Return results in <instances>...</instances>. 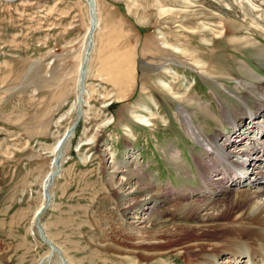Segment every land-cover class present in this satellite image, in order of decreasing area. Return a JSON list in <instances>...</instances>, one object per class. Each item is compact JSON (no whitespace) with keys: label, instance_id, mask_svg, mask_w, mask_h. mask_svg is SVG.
Segmentation results:
<instances>
[{"label":"rangeland","instance_id":"rangeland-1","mask_svg":"<svg viewBox=\"0 0 264 264\" xmlns=\"http://www.w3.org/2000/svg\"><path fill=\"white\" fill-rule=\"evenodd\" d=\"M200 11L249 30L208 20L204 36ZM262 20L264 0H0V264H129L134 233L191 234L197 218L173 213L194 200L175 195L199 188L208 156L178 110L230 146L259 136L252 113L232 129L222 110L264 79ZM44 192L39 221L62 255L33 221ZM184 252L139 263L191 264Z\"/></svg>","mask_w":264,"mask_h":264},{"label":"bare ground","instance_id":"bare-ground-1","mask_svg":"<svg viewBox=\"0 0 264 264\" xmlns=\"http://www.w3.org/2000/svg\"><path fill=\"white\" fill-rule=\"evenodd\" d=\"M199 13L194 17L202 23L198 33L204 36L208 34V31L204 30L208 20L222 23L224 33L237 34L247 28L243 22L230 15L218 19L207 12L200 11ZM91 22L90 26H96L93 17ZM258 79L261 82L259 84L242 83L246 90L241 95L242 106L238 109L222 110L226 123L231 125L232 129H235L237 125L236 118L240 120L247 115L248 111L252 113L246 116L248 118L247 127L251 131L247 133L259 134L256 139L245 136V131H239L240 143L230 146L226 135V137L219 134L213 137L202 135L188 113L179 107L178 111L182 114L188 134L196 143L204 147L208 160H203L205 162L201 161L202 163L198 165L199 188H187L184 196L175 195L176 198L184 197L194 201H190L189 204H180L173 214L175 217L180 215L189 219L197 218L198 222L193 225V232L184 237H177L179 233L177 230H166L161 233L150 232L151 234L143 230V233L142 231H139V234L134 233L135 242L129 247L131 250L140 251L137 252V260L128 258L129 264H140V261L153 260L156 254L169 249L179 252L195 250L197 253L191 258V264H231L233 259L240 261V264H264V79ZM165 87L168 89L167 85ZM136 117L141 121H147L144 116ZM238 128L241 129V127ZM72 131L71 128L65 134L69 135ZM219 139H221L220 142H218ZM243 155L246 158L241 159ZM249 171H252V175L247 176ZM44 194L46 201V192ZM198 198H203L201 208L195 206ZM40 206L34 213V222L39 219V214L43 210ZM157 210L155 213L159 215ZM147 219L149 221V217ZM164 241L170 242L167 245ZM52 246L60 251L54 243ZM118 250L130 252L124 247H118ZM222 257L225 261L219 260ZM151 264L167 263L162 259Z\"/></svg>","mask_w":264,"mask_h":264},{"label":"water","instance_id":"water-1","mask_svg":"<svg viewBox=\"0 0 264 264\" xmlns=\"http://www.w3.org/2000/svg\"><path fill=\"white\" fill-rule=\"evenodd\" d=\"M90 6H91V14H92V17H93V19H94V13H93L94 8H93V4H91ZM92 28H93V27H92ZM72 129H73V128H72ZM70 134H71V132L69 133V135H70ZM67 135H68V134L63 135L62 138H61V140L59 141L58 144H60L61 142H63V140H65V139L69 136V135H68V136H67ZM56 163H57V165H58L57 160H56ZM46 195H47V198H46V201L43 203L41 210L44 209V208L48 205V203H49V195H48L47 193H46ZM42 211H43V210H42ZM34 224L37 225V227H38L40 233L42 234V236L44 237V239H46V241L50 243L51 247H52L53 249L56 250V247L52 246V242H51L50 240H48L47 238H45L46 236H44L43 229H42L41 225L39 224V219H38L37 221H35ZM56 251H57L59 254L61 253L60 255H62L61 250H60V251H59V250H56ZM61 257H62V256H61ZM64 262H65V261H64Z\"/></svg>","mask_w":264,"mask_h":264}]
</instances>
